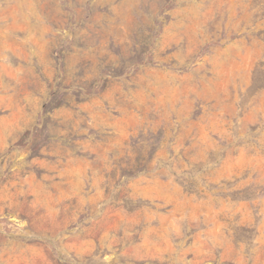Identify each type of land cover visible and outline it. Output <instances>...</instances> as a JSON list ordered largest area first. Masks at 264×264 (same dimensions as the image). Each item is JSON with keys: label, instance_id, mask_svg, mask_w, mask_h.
Segmentation results:
<instances>
[{"label": "rangeland", "instance_id": "obj_1", "mask_svg": "<svg viewBox=\"0 0 264 264\" xmlns=\"http://www.w3.org/2000/svg\"><path fill=\"white\" fill-rule=\"evenodd\" d=\"M0 264H264V0H0Z\"/></svg>", "mask_w": 264, "mask_h": 264}]
</instances>
